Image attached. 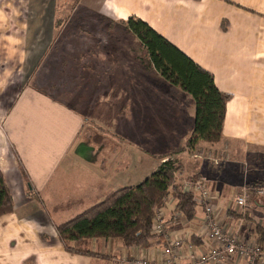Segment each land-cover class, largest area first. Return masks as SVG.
Returning <instances> with one entry per match:
<instances>
[{
  "label": "crops",
  "instance_id": "0c3cea01",
  "mask_svg": "<svg viewBox=\"0 0 264 264\" xmlns=\"http://www.w3.org/2000/svg\"><path fill=\"white\" fill-rule=\"evenodd\" d=\"M131 17L211 72L229 97L222 139L180 152V159L191 152L200 160L193 173L183 165L182 177L205 179L216 218L241 238L255 241V227H264V197L251 190L264 182V0H0V172L13 201L12 211L0 216V264L164 259L163 236L150 248H127L118 238L69 244L90 256L69 251L57 232L109 193L140 184L164 161L158 157L184 149L192 134V97L151 67L126 26ZM154 84L152 93L146 90ZM156 91L176 107L178 148L150 152L109 142L98 117L110 111L115 119L125 106L134 122L135 107L148 111L145 99ZM150 158L154 171L147 175L142 162ZM245 187L248 204L239 210L234 197ZM173 205L167 201L160 219L166 233L185 238L188 263L212 243L201 208L186 221Z\"/></svg>",
  "mask_w": 264,
  "mask_h": 264
},
{
  "label": "trees",
  "instance_id": "16d2710c",
  "mask_svg": "<svg viewBox=\"0 0 264 264\" xmlns=\"http://www.w3.org/2000/svg\"><path fill=\"white\" fill-rule=\"evenodd\" d=\"M127 28L141 42L150 65L171 85L190 95L195 104L194 125L183 150L195 151L200 143L212 146L222 139L228 95L215 84L211 72L202 68L145 21L131 17ZM173 153L161 156L164 161L140 184L109 193L103 201L57 227L60 239L71 252L94 253L70 247L72 242L95 238H118L127 248H150L162 240L153 232L157 213L171 196L173 213L192 221L198 206L192 194L183 191L182 167L171 160ZM13 201L0 172V216L11 212ZM258 243L264 245V227L256 226Z\"/></svg>",
  "mask_w": 264,
  "mask_h": 264
},
{
  "label": "built area",
  "instance_id": "2783aa9c",
  "mask_svg": "<svg viewBox=\"0 0 264 264\" xmlns=\"http://www.w3.org/2000/svg\"><path fill=\"white\" fill-rule=\"evenodd\" d=\"M216 164L218 160L214 161ZM183 191L193 195L196 204L203 211V224L207 231V240L211 241V246L199 254L190 257L185 263L183 246L185 238L182 236H171L166 233L165 226L160 219V211L157 213L153 232L162 235L166 239L167 246L164 247V259L159 264H226L231 258L244 261L245 264H264V245L257 240L250 241L241 238L225 227L215 216V204L212 193L204 178L194 180H184L182 182ZM256 197H264V182L251 188ZM169 199V200H168ZM172 199L169 196L165 203ZM234 203L239 210H243L248 204V190L245 187L242 193L234 197ZM133 264H148L144 260H134Z\"/></svg>",
  "mask_w": 264,
  "mask_h": 264
},
{
  "label": "rangeland",
  "instance_id": "374dc122",
  "mask_svg": "<svg viewBox=\"0 0 264 264\" xmlns=\"http://www.w3.org/2000/svg\"><path fill=\"white\" fill-rule=\"evenodd\" d=\"M125 32V30L120 28V33L123 34ZM145 76L148 80H150L151 76L150 78H148L147 73L145 74ZM153 78L155 79V77L152 75V79ZM149 82L150 81H148V83ZM155 85L156 84L152 85V88H147L146 90L151 89L152 93V89L155 88ZM157 94L158 91L154 93V96L152 95V98H149L150 100L145 99V105L149 106L148 111L145 110V112H141L137 107H135V114L138 116L134 117V122L129 121L127 108L125 106L119 107V112L116 114L115 119L114 116L111 115L110 111L102 116H99V120L96 124H98L99 127L106 129L107 134L111 137L109 138V140L107 136H101L103 143L108 144L107 140H109V142H112L111 140H113L118 143V146L121 145L120 147L123 148L141 147L150 152H154L155 150L159 149L164 151L168 149H177L178 130L173 129L178 121L176 107L172 100L164 97L159 98L156 96ZM172 131H174L176 135L171 136L170 134L172 133ZM88 137L90 136L88 135ZM182 151L183 149H181L180 151H172L171 153L173 154L170 159L176 161L177 164L181 165L182 169L184 168L183 165H185V169L189 171L187 173H190L191 170L193 173L195 169H198L200 160L193 158V153L191 152L189 153L190 155H188L187 153L185 154L186 159L183 155L181 159L178 158V154ZM167 154H170V152ZM161 156L158 157V160H163L161 159ZM142 164L149 168L148 173H146L147 171H145L147 175H150L154 171V169L152 168L153 164H155V161L151 160V158L148 161H143ZM187 173H185V177H183L184 179L196 176L194 174L188 175ZM200 177L201 176L197 175L196 179ZM195 221V223H197V220ZM199 225H201L200 221Z\"/></svg>",
  "mask_w": 264,
  "mask_h": 264
}]
</instances>
